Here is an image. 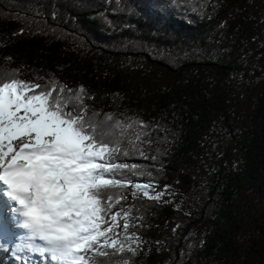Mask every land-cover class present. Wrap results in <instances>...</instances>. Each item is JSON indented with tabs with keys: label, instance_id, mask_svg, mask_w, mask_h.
Wrapping results in <instances>:
<instances>
[{
	"label": "trees",
	"instance_id": "obj_1",
	"mask_svg": "<svg viewBox=\"0 0 264 264\" xmlns=\"http://www.w3.org/2000/svg\"><path fill=\"white\" fill-rule=\"evenodd\" d=\"M0 73L151 139L98 264H264V0H0Z\"/></svg>",
	"mask_w": 264,
	"mask_h": 264
},
{
	"label": "snow or ice",
	"instance_id": "obj_2",
	"mask_svg": "<svg viewBox=\"0 0 264 264\" xmlns=\"http://www.w3.org/2000/svg\"><path fill=\"white\" fill-rule=\"evenodd\" d=\"M43 87L0 73V182L6 186L3 195L14 202L0 207V237L20 241L10 248L0 239V250H11L16 264H33L34 257L39 264H98L100 257L125 251L135 255L137 248L125 249L108 235L113 226L102 225L120 215L112 214L110 202L124 198L112 192L126 182L115 176L136 167L115 161L133 152L144 156L139 144H150L151 139L142 140L139 134L126 141L113 138L117 130L123 135L119 121L115 127L97 123L75 104L66 110L68 104L52 96L55 86L52 91H34ZM140 126L147 127L143 122Z\"/></svg>",
	"mask_w": 264,
	"mask_h": 264
},
{
	"label": "bare ground",
	"instance_id": "obj_3",
	"mask_svg": "<svg viewBox=\"0 0 264 264\" xmlns=\"http://www.w3.org/2000/svg\"><path fill=\"white\" fill-rule=\"evenodd\" d=\"M13 143L16 144V143H18V141H14ZM0 202H1V204H2V207H5V206H6V204L3 203V197H1V196H0ZM16 232L19 233V234H21V235L23 234V231H21L20 229H17ZM1 239H2V238H1ZM10 240L13 241V242H17V243H19V242H18L19 240H16L15 238L10 239Z\"/></svg>",
	"mask_w": 264,
	"mask_h": 264
},
{
	"label": "rangeland",
	"instance_id": "obj_4",
	"mask_svg": "<svg viewBox=\"0 0 264 264\" xmlns=\"http://www.w3.org/2000/svg\"><path fill=\"white\" fill-rule=\"evenodd\" d=\"M18 242H20V241H18ZM6 243H9V241H6Z\"/></svg>",
	"mask_w": 264,
	"mask_h": 264
}]
</instances>
